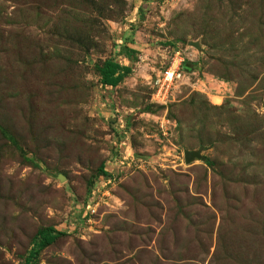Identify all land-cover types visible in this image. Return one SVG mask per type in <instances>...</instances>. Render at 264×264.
Masks as SVG:
<instances>
[{
	"label": "rangeland",
	"instance_id": "rangeland-1",
	"mask_svg": "<svg viewBox=\"0 0 264 264\" xmlns=\"http://www.w3.org/2000/svg\"><path fill=\"white\" fill-rule=\"evenodd\" d=\"M47 228L27 264H264V0H0V264Z\"/></svg>",
	"mask_w": 264,
	"mask_h": 264
},
{
	"label": "built area",
	"instance_id": "built-area-1",
	"mask_svg": "<svg viewBox=\"0 0 264 264\" xmlns=\"http://www.w3.org/2000/svg\"><path fill=\"white\" fill-rule=\"evenodd\" d=\"M187 47L190 48L191 45ZM185 50L186 48H177L172 51L163 68L155 75L151 100L159 107L165 108V110L179 88L189 85L190 79L196 77V73L191 70V67L189 69L184 68L186 62L193 65L196 63L194 62L195 59L191 58ZM172 126L173 123L164 115L158 127L159 135H161L159 137L168 140L171 136ZM123 160H126V158H123Z\"/></svg>",
	"mask_w": 264,
	"mask_h": 264
},
{
	"label": "trees",
	"instance_id": "trees-1",
	"mask_svg": "<svg viewBox=\"0 0 264 264\" xmlns=\"http://www.w3.org/2000/svg\"><path fill=\"white\" fill-rule=\"evenodd\" d=\"M128 50V49H127ZM188 62L185 63L184 68L189 69ZM99 76H100V84L104 86H116L118 85L121 80L130 72V68L127 66H123L118 62L113 60H106L103 61L100 67L98 68ZM167 110V107H166ZM99 171L102 175H106V172L103 170V167L100 166ZM53 229L47 228L44 230H40L37 233V237H39L38 247L37 249H31L27 255L26 263H28L29 259L36 257L39 250L47 247L48 245L52 244L58 237L59 233L56 235L52 234Z\"/></svg>",
	"mask_w": 264,
	"mask_h": 264
},
{
	"label": "water",
	"instance_id": "water-1",
	"mask_svg": "<svg viewBox=\"0 0 264 264\" xmlns=\"http://www.w3.org/2000/svg\"><path fill=\"white\" fill-rule=\"evenodd\" d=\"M191 46H193L194 48H196L197 50L200 49L199 45L197 43H190ZM183 155H184V160L186 163H189L191 162V160H194V159H200L201 156L200 154L197 152V151H188V150H185L183 152Z\"/></svg>",
	"mask_w": 264,
	"mask_h": 264
}]
</instances>
